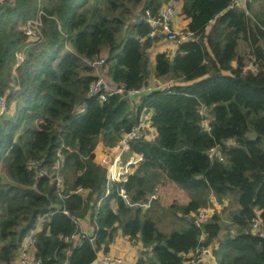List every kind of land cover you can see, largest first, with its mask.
Wrapping results in <instances>:
<instances>
[{
  "label": "trees",
  "instance_id": "1",
  "mask_svg": "<svg viewBox=\"0 0 264 264\" xmlns=\"http://www.w3.org/2000/svg\"><path fill=\"white\" fill-rule=\"evenodd\" d=\"M233 1L0 0V98L9 109L0 115V264H13L46 214L50 219L35 236L43 264H94L119 228L143 245L136 264H182L207 247L217 264H264V238L251 232L257 217L264 226V0H252L246 10L231 9ZM169 2H182L195 40L182 43L172 59L158 54L153 67L149 49L158 39L148 38L145 14L155 15ZM39 14L41 37L15 75V54L28 45L24 27ZM242 43L257 72L246 70ZM104 54L107 76L126 90L139 89L152 74L170 78L173 86L148 94L138 109L120 95L101 103L89 95L97 79L90 63ZM201 104L211 116L210 133L201 127ZM145 111L153 113L156 137L130 143L144 161L105 197L108 172L95 162V148L101 138L115 146ZM251 131L255 139L248 137ZM230 141L234 146H227ZM215 146L224 162L208 159ZM30 160H42L48 175L36 178ZM54 173L63 190L51 181ZM162 180L189 196L178 210L188 220L184 231L162 232L151 211L140 207ZM78 187L89 191L86 198ZM120 189L137 207L118 196ZM211 195L230 203L223 216L215 213L199 229L195 219ZM89 213L94 241L66 242L81 233L77 221Z\"/></svg>",
  "mask_w": 264,
  "mask_h": 264
},
{
  "label": "built area",
  "instance_id": "2",
  "mask_svg": "<svg viewBox=\"0 0 264 264\" xmlns=\"http://www.w3.org/2000/svg\"><path fill=\"white\" fill-rule=\"evenodd\" d=\"M252 0H234L231 9L234 10H246L249 3ZM178 11L176 9L175 3L170 2L164 4L161 9L158 11L157 14H152L150 11H146L145 14V21L150 26L151 32L148 38H155L157 34L160 32L164 35L166 41L168 43L175 44L179 47L182 43L195 40V37L190 32H177L174 28L173 22L174 19L177 17ZM42 22H41V14L35 19L29 20L25 27L24 33L27 37L28 45L25 47L24 50L17 52L15 54L16 62L14 65V74L16 75V69L24 62L26 57V52L30 48V45L33 41L38 40L41 37V29H42ZM105 64H106V57L101 56L100 59L97 61L90 63V66L93 67L96 71V81L89 88V95L98 97L101 103L107 102L108 98L113 95H120L127 97L129 105L133 109H138L142 105L145 100V97L155 91H164L161 86H151L145 84L141 86L139 89L134 90H126L123 86L118 85L116 90H112L105 85L104 79L107 77L105 72ZM258 68L255 65L252 72H257ZM112 81V80H111ZM104 85V86H103ZM136 96H140L137 101L133 98ZM9 113V109L7 108L6 98H0V115H4ZM199 114L202 117L201 127L207 133H210L212 130L211 127V116L209 114L208 108L201 104L199 107ZM153 113L151 111H145L141 114L139 122L136 126H134L129 133H127L123 139L120 141V147L124 150L130 147V143L135 140L146 139L149 136V131L153 130L152 127V119ZM227 146H231L230 142L227 143ZM208 159L211 163L216 162H224L225 157L223 155V151L215 146L209 149L207 152ZM62 157L59 155V161L57 162L56 168L59 169L61 166ZM138 163V160L133 161L130 160L126 166H133ZM43 161H30L28 163L29 168L34 169L37 172L36 178H42L48 175L47 170L42 168ZM105 168L108 172V186L105 193V197L111 195V185L113 183H122L127 181V176L129 175V170L119 168L121 165V157H117L114 161L110 162L108 159L104 161ZM52 177V182L57 184V187L63 190V180L58 175ZM77 194L86 197L89 193L88 190L78 187ZM118 196L124 200V202L132 206L133 204L130 201V197L124 189H120L118 191ZM158 200L157 190L155 193L151 194L147 198V202L141 204L140 207L144 209H149L153 202ZM227 206V200L222 199L218 200L214 195H211L208 201L206 208L202 209L199 215L195 219V225L197 228L202 229L204 223L215 213H220L223 208ZM64 214L69 216L67 211H64ZM72 219L75 220L74 216H70ZM50 219L49 214L42 216L37 223L36 229L40 225H45ZM78 225H79V221ZM80 228V226H79ZM35 229V230H36ZM35 230L31 232V235L23 242L22 247L19 249L18 255L13 262V264H43L42 259L36 257V246H35ZM81 231V229H80ZM251 232L255 235H258L261 238H264V226L262 220L257 217L251 222ZM87 235L83 232L73 235L69 238H66L65 241L68 243H77L79 240H83ZM91 239V242L94 241V236ZM211 256V250L207 248H198L196 251L191 252L187 255L185 261L182 264H199L200 261L206 259L207 257ZM98 264H127L126 261L117 256H112L109 254L103 255L99 257Z\"/></svg>",
  "mask_w": 264,
  "mask_h": 264
},
{
  "label": "crops",
  "instance_id": "3",
  "mask_svg": "<svg viewBox=\"0 0 264 264\" xmlns=\"http://www.w3.org/2000/svg\"><path fill=\"white\" fill-rule=\"evenodd\" d=\"M175 6H176V9L178 11V15L174 19V22H173L174 28L177 32H182V31L187 32L189 21L182 15L183 4H182V2H178V3L175 2ZM140 21H141V18H140ZM156 39H158V41L156 43H154V45L152 46L151 49H149L150 60H151V64L153 67L155 65L156 56L158 54H161V53L167 54L168 57L172 59L176 55V53L179 49V47H177L175 44L168 43L166 41L164 35L160 32L157 34ZM244 44L242 43L240 45L239 53L245 59L244 64H245L246 70L247 71H253V68L255 66L254 59L251 56L252 53H251L249 46L246 43H244ZM246 55L248 56V58H250V60L247 58ZM103 56L106 57L107 54H104ZM109 79L112 80L111 78H109ZM147 84L151 85V86H161L164 89L171 88L173 86L172 81H166L165 79L156 78L154 74L151 75ZM139 98H141V97L136 96L133 99L135 101H137ZM155 137H156V130L153 128V130L149 131V136L146 138V140L147 141H154ZM118 143L113 147H109L104 143L103 139L101 138L99 140L96 148H95V151H94L95 162L97 164L101 165L102 167H105V165H104L105 160L108 159L110 162H112L117 157H121V165L119 166V168H122L121 170H124V169L129 170L128 176H130L137 170L139 165L144 161V158L142 155H139L137 153H132L130 151V147L123 150L120 147V142H118ZM230 144H231V146H234V142L230 141ZM130 160H133V161L138 160V163L136 165H133V166H126V164ZM128 176H127V178H128ZM167 184H168V186H170L169 188L171 190H173V189L175 190V188L177 186L176 184L171 183L170 181H165V180H162L161 183L157 184L155 187V190L147 196V198H148L151 194L155 193L157 190L158 200L153 202L149 209H152V206L154 207L156 202L161 199V196L159 194L160 188L162 189V191L166 195L167 192H165V189L167 187H165V185H167ZM163 188H165V189H163ZM177 188H178V186H177ZM174 193H178V192H174ZM179 194H180V191H179ZM147 198H146V201L143 202L142 204L147 202ZM226 200H227V206L222 209V211L219 213L220 215H222L223 211L228 207V205L230 203V199H226ZM187 202H189L188 198H187ZM132 206H137V205H132ZM111 207H112V210L115 214L119 213L120 208H119V204H118V201L116 198H114L111 201ZM149 209H144V210H149ZM187 221H185V222L187 223ZM79 226H80L81 232L85 233L87 236H90V237L95 236V227L92 224L91 219H89V221H87L86 218L79 220ZM43 228H44V225H40L35 230V236L39 232H41ZM82 241L83 240H79V241H77V243H74V244L75 245H81ZM208 248L211 250V256L207 257L206 259H203L202 261H200L199 264H213V262L215 261V257L213 255V248L212 247H208ZM143 251H144V248H143L141 241H138L135 239L133 240L129 236L124 235L121 228H119V231H118L116 238L108 247V251H105V247L103 246L97 252V259H96L94 264H98L99 257H102L103 255H106V254L121 257L126 261L127 264H136L137 260L139 259L140 255Z\"/></svg>",
  "mask_w": 264,
  "mask_h": 264
},
{
  "label": "rangeland",
  "instance_id": "4",
  "mask_svg": "<svg viewBox=\"0 0 264 264\" xmlns=\"http://www.w3.org/2000/svg\"><path fill=\"white\" fill-rule=\"evenodd\" d=\"M247 58H248V56H247ZM248 59L250 60V58H248ZM164 79L166 81H171L170 78H168V79L164 78ZM256 136H257L256 133L253 131H251V133H249V135H248V137L250 139H255ZM30 161H38V160H30ZM36 176H37V172H36ZM171 183H173V182H171ZM165 187H167V188L166 189L163 188V189H165V192H167L166 195L164 194L162 189L159 187L160 188L159 194L161 196V199L159 201H157L158 203L156 202L154 207L152 206V209H149L151 212H148L147 210H145V211H147L149 213L150 217L152 218V220L158 224L159 229L162 232L170 233L173 230H176L179 232L184 231L186 226H187L186 225L187 223L185 222V216L179 211H181L180 209L183 206H185L189 203V202H187V198H188V200H190L189 196L184 189L179 188V187L177 188V186H176L175 190L174 189L171 190L169 188L170 186H168V184L165 185ZM179 191H180V194H179ZM174 192H178V193H174ZM84 198H86V197H84ZM131 203H132V201H131ZM100 205H101V203L98 204V207H100ZM135 207H137V206H135ZM222 215H224V211H223ZM85 218L87 219V221H89V219H91L90 213H89V215H86ZM217 263H218V261L215 258V261L213 262V264H217Z\"/></svg>",
  "mask_w": 264,
  "mask_h": 264
},
{
  "label": "water",
  "instance_id": "5",
  "mask_svg": "<svg viewBox=\"0 0 264 264\" xmlns=\"http://www.w3.org/2000/svg\"><path fill=\"white\" fill-rule=\"evenodd\" d=\"M3 1H6V0H3ZM135 21H136V22H140V17H139L138 15L135 17ZM104 82H105V85H106L108 88L112 89V90H116L117 87H118L117 83L111 81V80L108 78V76L105 77ZM103 86H104V85H103Z\"/></svg>",
  "mask_w": 264,
  "mask_h": 264
}]
</instances>
